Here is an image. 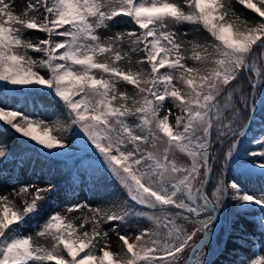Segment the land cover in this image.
<instances>
[{
    "label": "snow or ice",
    "instance_id": "1",
    "mask_svg": "<svg viewBox=\"0 0 264 264\" xmlns=\"http://www.w3.org/2000/svg\"><path fill=\"white\" fill-rule=\"evenodd\" d=\"M117 18L133 27L112 32ZM181 25L203 38L188 39ZM32 32L43 38L33 42ZM16 91L50 97L66 119L10 107L5 93ZM258 93L264 98V0H34L21 14L0 0V126L49 152L66 150L63 133L75 129L127 195L103 207L67 205L25 235L55 186L14 187L0 195V264H209L228 201L238 212L258 209L253 223L264 235V192L224 176ZM250 143L257 147L245 155L264 176V130ZM9 155L0 144V165ZM85 209L90 215L68 218ZM132 218L148 224L122 232ZM241 264H264V254Z\"/></svg>",
    "mask_w": 264,
    "mask_h": 264
},
{
    "label": "trees",
    "instance_id": "2",
    "mask_svg": "<svg viewBox=\"0 0 264 264\" xmlns=\"http://www.w3.org/2000/svg\"><path fill=\"white\" fill-rule=\"evenodd\" d=\"M235 6L248 19H258L256 14L250 10L244 9L238 4ZM124 22H128V18H117V22L113 26ZM177 30L187 31L188 39L193 36L199 39L203 38L202 34L196 35L192 25H181ZM121 86L124 87L123 84ZM247 90L250 91V89ZM131 91H129L130 94ZM5 95H7V104L10 107L19 108L30 116H40L49 121L57 118L66 119V114L61 106L48 96L34 97L22 91L8 92ZM257 95L259 96V93ZM34 98L41 101L39 107H33L32 100ZM262 130H264V101L256 107L252 124L246 131L243 145L234 164L230 163L226 169L229 183L235 179L244 190L254 194L264 192V176L252 168L249 161L253 158L246 156L245 153L257 147L250 142ZM63 135L66 137L69 147L66 150L49 152L34 147L31 143H26L7 126H0V144L6 145L11 151L7 161L0 165V178L3 186L12 189L15 184H25L31 181L35 172L44 175L50 184L55 186L52 198L46 203L44 202L45 204L40 208L38 215L25 224L30 225L34 231H36L37 223H42L51 212L58 211L64 201L67 202L83 189L87 190L89 198L95 201L94 207L107 206V200L112 199L115 194L120 192V186L101 170L97 154L91 147L85 146L81 135L75 129L64 132ZM215 167L218 169L220 165L217 164ZM9 199L14 200L17 207L22 206V201L20 204L13 197L9 196ZM229 216L232 223H236L234 230L237 237L236 248L232 252H224L221 263L241 264V261L260 256L259 240L264 238V235L261 234V229L253 223L259 218L258 209H248L247 212L241 209L238 212L231 202ZM147 224L148 222L143 221L140 226L143 227ZM25 225L22 226V229ZM41 243L47 242L42 240Z\"/></svg>",
    "mask_w": 264,
    "mask_h": 264
},
{
    "label": "rangeland",
    "instance_id": "3",
    "mask_svg": "<svg viewBox=\"0 0 264 264\" xmlns=\"http://www.w3.org/2000/svg\"><path fill=\"white\" fill-rule=\"evenodd\" d=\"M6 2H8L12 5L13 10L17 14H21L23 12L24 8L27 6V4L30 2H34V0H6ZM175 2L179 3V2H181V0H175ZM131 28H132V25L129 22H124V23H120V24L113 26L111 28V31L112 32H122V31H125L128 29H131ZM101 32L104 35L110 34L107 30H101ZM31 35L34 38L33 42H36L35 37L43 38V34L38 33V32H32ZM121 89H124V87L121 86ZM127 90L131 91L132 90L131 86H128ZM263 101H264V98H262L260 95L259 96L257 95L256 107H257V105L261 104ZM244 137L242 138V142L239 146V150L243 145ZM22 140L25 141L24 138H22ZM178 159L184 163H188L187 158L184 157L183 155L179 156ZM235 160H236V158H235ZM235 160H233L231 162V165L234 164ZM224 176H225L226 183H229V178H228L226 170L224 172ZM115 182L119 185L118 181L115 180ZM26 183L27 184H33V185H36L38 187H46L50 184V181L44 175L35 172L32 175L31 181H28ZM19 186H20V183L15 184L12 187V189L14 187L18 189ZM12 189H9L6 186H3V182L1 181V178H0V195L10 193L12 191ZM10 197L15 198L17 200V202H19L21 204V201H22L21 197H17L15 195H10ZM126 198H127L126 192L120 186V192L118 194H115L112 199L107 200L106 205H109L113 200L122 201L123 199H126ZM85 202L92 204V206L94 207L95 201L91 200L89 198V194H88L87 190L83 189V190L79 191L77 194L73 195L72 198L70 200H68L67 202L64 201L62 203L63 204L62 207H60L58 211L61 212L62 214H66L64 212V210H65L67 205L76 204V203H85ZM44 204H45L44 202H41L40 208ZM230 209H231V202L228 201V202H226V205L223 207L222 212L220 213L221 220H220V223L218 224L217 230L215 232V236H214V238L211 242V245H210L211 255L208 257L209 264L219 263L224 257V252H227V253L232 252L236 248L235 242H236L237 237L234 233V230L236 228V223H232V221H231V218L229 216ZM142 210L146 211V209H142ZM85 214L90 215V213H87V210L85 209V210H81L79 212L71 213L70 215H68V218L73 219L74 217L82 216ZM143 221L145 222L146 220H144L143 218H132L129 220L128 225H122L121 226V231L122 232H131L134 234L137 226L138 225L140 226ZM22 231H23V234H25V235H28V234L34 235V233H35V231L32 229V227L30 225H25L23 227ZM108 243L111 245V249L113 251H119L118 237L115 233L110 232V239H109ZM216 247H217V249H216ZM217 251H218V253H215ZM259 254L260 255L264 254V238L259 240Z\"/></svg>",
    "mask_w": 264,
    "mask_h": 264
},
{
    "label": "water",
    "instance_id": "4",
    "mask_svg": "<svg viewBox=\"0 0 264 264\" xmlns=\"http://www.w3.org/2000/svg\"><path fill=\"white\" fill-rule=\"evenodd\" d=\"M254 115H255V112H254ZM253 118H254V116H253ZM252 121H253V119L251 120V123H252ZM251 123H250V126H251ZM248 129H249V128H248ZM248 129H246V131H247ZM220 220H221V218L219 219V221H218V223H217V225H216V230H217L218 224L220 223ZM215 232H216V231H215Z\"/></svg>",
    "mask_w": 264,
    "mask_h": 264
}]
</instances>
